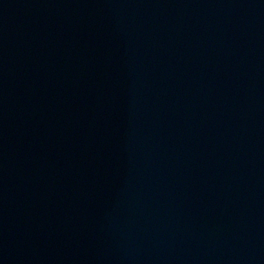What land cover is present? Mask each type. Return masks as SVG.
<instances>
[{"label":"water","instance_id":"1","mask_svg":"<svg viewBox=\"0 0 264 264\" xmlns=\"http://www.w3.org/2000/svg\"><path fill=\"white\" fill-rule=\"evenodd\" d=\"M0 264H264V0H0Z\"/></svg>","mask_w":264,"mask_h":264}]
</instances>
